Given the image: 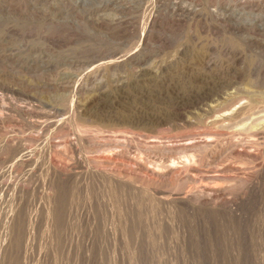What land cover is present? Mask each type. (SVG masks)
I'll return each instance as SVG.
<instances>
[{"label": "rangeland", "instance_id": "374dc122", "mask_svg": "<svg viewBox=\"0 0 264 264\" xmlns=\"http://www.w3.org/2000/svg\"><path fill=\"white\" fill-rule=\"evenodd\" d=\"M206 15L229 22L232 31L202 32L197 19ZM248 19L255 28L244 27ZM263 20L264 0H0V122L5 120L0 123V264H264V136L246 132L258 122L257 114L244 111L224 122L226 126H213L210 120L216 114L208 109L210 103L230 108L224 94L230 90L236 93L229 101H236L240 108L231 105L237 111L250 99L262 100L240 89L264 96ZM207 50L215 60L212 67L198 62ZM83 115L91 116V123ZM32 121L39 125L33 122L35 128ZM119 133L125 137L120 144L114 141ZM144 157L150 158L149 164L141 165ZM183 158L193 164L186 163L193 167L196 181L207 186L213 181L217 188L226 185V195L216 199L222 206H216L218 211L159 206L160 197L198 185L189 179L187 167L181 168L186 166H180ZM73 160H83V166ZM168 161L179 166L166 169ZM60 164L66 171L57 175L54 169H61ZM238 167L244 173H233Z\"/></svg>", "mask_w": 264, "mask_h": 264}, {"label": "bare ground", "instance_id": "6f19581e", "mask_svg": "<svg viewBox=\"0 0 264 264\" xmlns=\"http://www.w3.org/2000/svg\"><path fill=\"white\" fill-rule=\"evenodd\" d=\"M206 3H207V2H206ZM209 4H210V3H209ZM208 8H209V7H208ZM206 12H207V11H206ZM206 12H205V13H206ZM196 13H197V12H196ZM201 13H202V12H201ZM208 14H209V13H208ZM200 15H202V14H200ZM210 15H211V12H210ZM215 15H216V14H215ZM226 16H227V15H226ZM252 16H253V15H252ZM187 17H188V16H187ZM196 17H197V16H196ZM203 17H204V16H203ZM247 17H248V16H247ZM193 18H194V17H193ZM197 18H199V17H197ZM223 18H225V17H223ZM251 18H252V17H251ZM191 19H192V18H191ZM235 19H236V18H235ZM241 19H242V18H241ZM241 19H240V20H241ZM254 19H255V18H254ZM193 20H194V19H193ZM226 20H228V19H226ZM229 20H230V19H229ZM243 20H244V19H243ZM257 20H258V19H257ZM257 20H256V21H257ZM194 21H195V20H194ZM263 21H264V20H263ZM197 22H198V24L201 26L200 28L203 29L202 32H205V33H207V34L209 33V34L215 35V34L218 33V32H220V33H221V32H222V33H226V32H229V29H230V28H229V27H230L229 22L225 21L224 19H222V18H220V17H214V16H207V15H206V17H204V18L200 17V19H197ZM233 22H234V21H233ZM233 22H232V23H233ZM260 22H262V21H260ZM234 23H236V21H235ZM150 24H151V27L153 28V26L155 25V19H154V20L152 19V20L150 21ZM196 24H197V23H196ZM242 24L246 25V26H244L245 28H246L247 26H252V27H253V26L255 25V23L252 22V21H250L249 19H248V20H245V22L243 21ZM259 24H260V23H259ZM263 24H264V23H262V26H264ZM193 25H194V24H193ZM237 25H238V24H237ZM237 25H236V26H237ZM195 26H196V25H195ZM232 26H233V24H232ZM236 26H235V27H236ZM240 26H241V24H240ZM240 26H239V27H240ZM242 26H243V25H242ZM242 26H241V27H242ZM252 27H249V28H252ZM255 27H256V25L254 26V28H255ZM233 28H234V26H233ZM236 28H237V27H236ZM236 28H235V29H236ZM249 28H248V29H249ZM260 28H261V26H260ZM263 28H264V27H263ZM258 29H259V28H258ZM230 30H231V29H230ZM242 30H244V29H242ZM242 30H241V31H242ZM250 30H251V29H250ZM260 30H262V28H261ZM231 31H232V30H231ZM233 31H234V30H233ZM258 31H259V30H258ZM243 32H244V31H243ZM252 32H253V30H252ZM207 34H206V35H207ZM209 34H208V35H209ZM231 34H232V33H231ZM237 34H238V33H237ZM263 34H264V33H263ZM225 35H226V34H225ZM235 35H236V33H235ZM213 37H214V36H213ZM223 37H224V36H223ZM234 37H235V36H234ZM229 38H231V36H230ZM229 38H228V39H229ZM227 41H228V40H227ZM234 41H235V40H234ZM236 42H237V41H236ZM237 43H238V42H237ZM226 44H227V43H226ZM229 44H230V43H229ZM239 44H240V43H239ZM201 45H202V44H201ZM226 46H228V45H226ZM200 47H201V46H200ZM228 47H229V46H228ZM231 47H232V45H231ZM241 47H242V46H241ZM201 48H202V47H201ZM211 48H212V47H211ZM202 49H203V48H202ZM240 49H241V48H240ZM205 52H206V51H205ZM205 52L203 51L204 54H203L202 57H200V58L198 59V62H201L202 64H205L207 67H212L213 64L215 63V62H214L215 60L213 61L212 56H210V54H209V53H210V50H207L206 54H205ZM199 53H200V51H199ZM201 53H202V52H201ZM196 59H197V58H196ZM199 66H200V65H199ZM151 68H152V67H151ZM196 69H197V68H196ZM213 69H214V68H213ZM150 70H152V69H150ZM200 70H201V69H200ZM209 70H210V69H209ZM202 72H203V71H202ZM155 73H156V72H155ZM246 73H247V72H246ZM255 77H258V76L256 75ZM258 78H259V77H258ZM258 78H256V81H257ZM210 80H211V79H210ZM242 81H243V80H242ZM254 81H255V80H254ZM191 82H192V81H191ZM207 82H208V81H207ZM216 82H217V81H216ZM228 82H229V81H228ZM234 82H235V81H234ZM244 82H245V81H244ZM242 83H243V82H242ZM251 84H252V83H251ZM253 84H254V83H253ZM261 84H262V83H261ZM188 85H189V84H188ZM205 85H206V84H205ZM223 85H224V84H223ZM225 85H226V84H225ZM229 85H230V84H229ZM248 85H249V84H248ZM194 86H195V85H194ZM199 86H200V85H199ZM212 86H213V85H212ZM237 86H238V85H237ZM241 86H242V85H241ZM188 87H189V86H188ZM192 87H193V86H192ZM232 87H233V86H232ZM102 88H103V87H102ZM193 88H194V87H193ZM239 88H240V87H239ZM239 88H238V89H239ZM256 88H257V87H256ZM199 89H200V88H199ZM199 89H198V90H199ZM64 90H66V89H64ZM99 90H100V89H99ZM104 90H105V89H104ZM240 90H241V92H244V93L248 94V95L251 96L252 98H253V97H256V98H260V99H262V100H261V101L257 100V102H255L256 100H255V101H251V99L249 98L251 102L249 101V103H248V105H247L246 107H244V106L242 105L244 108L242 107L243 109L241 108L240 110L238 109V111H237V110H236L237 108L235 109V106H236V107H239V106H237V103H235L236 101H235V102H234V101H231V102L229 101V99L234 98V94H236V93H234L235 91L232 92L233 94L230 93L231 90H230L229 92H225V93H224L225 96L228 97V101H227V102H229V104H230V103H231V104H232V103H235V104H233V105H235V106L233 107V106L230 104V105H229V106H231L230 108H229V107H228V108L226 107L227 109H223V108H220V106L222 107L223 103H222V105L219 104L220 106L218 105V103H217V105L214 104V103H213L214 105H211L212 103H210V106L208 107L209 111L211 110V112H212L213 114H216V115H213L214 117H213V119L211 118L210 121H211L212 125H213V124L218 125V123H220V124H219V126H220L221 123L224 124V122H228L230 119H232V118H234V117H236V116L238 117V115H239V114H242L244 111H245V112H249V111H253V110L255 111V109H257L258 111H257V110H256L255 112L253 111V113L257 114V116H255V115H254V116H255L256 119H258V120H257L258 122H256V123L253 124V125L250 124L251 126L248 127L247 129H246V128H245V129H246V132H247V130L249 131V134H255V135L259 136V137L262 136L261 138H263V136H264V100H263L264 98H263V97H264V96H263V94H260L261 92H260V93H256V92H258L257 90H256V91H253V90H251V89H249V90L246 89V91H243L244 89H240ZM105 91H106V90H105ZM223 91H224V90H223ZM223 91H222V92H223ZM227 91H228V90H227ZM259 91H260V90H259ZM59 92H60V91H59ZM215 92H216V91H215ZM236 92H237V91H236ZM73 93H74V92H73ZM101 93H102V91H101ZM197 93H198V92H197ZM244 93H243V95H244ZM191 94H192V92H191ZM208 94H209V93H208ZM246 94H245V95H246ZM206 95H207V94H206ZM239 95H240V93H239ZM243 95H242V96H243ZM64 96H65V95H64ZM197 96H198V95H197ZM211 96H212V95H211ZM213 96L215 97V95H213ZM221 96H222V95H221ZM246 96H247V95H246ZM94 97H95V95H94ZM216 97H217V96H216ZM223 97H224V96H223ZM223 97H222V98H223ZM236 97H237V95H236ZM243 97H244V96H243ZM217 98H218V97H217ZM224 98H225V97H224ZM238 99H239V98H238ZM240 99H241V97H240ZM32 100H33V99H32ZM73 100H74V99H73ZM213 100H214V99H213ZM213 100H212V101H213ZM218 100H219V98H218ZM224 100H226V99H224ZM224 100H223V102H224ZM232 100H233V99H232ZM235 100H236V98H235ZM252 100H254V99H252ZM87 101H88V100H87ZM221 101H222V100H221ZM258 101H259V102H258ZM31 102H32V101H31ZM237 102H238V104L240 105V103L242 102V100H241V102H239V101H237ZM26 103H27V102H26ZM86 103H87V102H86ZM215 103H216V102H215ZM219 103H221V102L219 101ZM224 103H226V101H225ZM242 103L244 104V102H242ZM258 103L262 104V105H260V106H262V107H259V106H258ZM30 104H31V103H30ZM87 104H88V103H87ZM205 104H206V103H204V105H205ZM207 104H208V103H207ZM34 105H35V104H34ZM72 105H73V104H72ZM201 105H202V104H201ZM227 105H228V104H227ZM83 106H86V105H83ZM193 106H194V105H193ZM197 106H198V105H197ZM223 106H224V105H223ZM18 107H19V106H18ZM32 107H33V106H32ZM200 107H201V106H200ZM200 107H199V108H200ZM202 107H203V106H202ZM0 108H1V107H0ZM12 108H13V107H12ZM194 108H195V107H194ZM239 108H240V107H239ZM258 108H259V109L261 108V109L259 110ZM14 109H15V108H14ZM35 109H36V108H35ZM80 109H81V108H80ZM2 110H3V108H2ZM15 110H16V109H15ZM23 110H24V109H23ZM30 110H31V109H30ZM82 110H83V107H82ZM12 111H13V110H12ZM18 111H19V110H18ZM235 111H237V112L233 115V113H234ZM14 112H15V111H14ZM261 112H263V113H261ZM0 113H1V112H0ZM201 113H202V112H201ZM251 113H252V112H251ZM258 113H259V114H258ZM20 114H21V113H20ZM204 114H205V113H204ZM243 114H244V113H243ZM247 114H249V113H247ZM21 115H22V114H21ZM80 115H81V114H79L78 117H79ZM95 115H96V114H95ZM106 115H107V114H106ZM197 115H198V114H197ZM199 115H200V113H199ZM244 115H245V114H244ZM0 116H1V115H0ZM3 116H5V115H3ZM6 116H7V115H6ZM23 116H24V115H23ZM25 116H26V115H25ZM27 116H28V115H27ZM71 116H72V115H71ZM83 116H84V115H83ZM96 116H97V115H96ZM104 116H105V115H104ZM240 116H241V115H240ZM248 116H249V115H248ZM43 117H45V116H43ZM90 117H91V116H90ZM90 117H89V118H86V117L84 116V117H83V120L85 121L84 118H86V119H88V121L90 122V120H89ZM199 117H200V116H199ZM199 117H198V118H199ZM207 117H208V116H207ZM241 117H242V116H241ZM246 117H247V116H246ZM251 117H252V116H251ZM3 118H4V117H3ZM11 118H12V117H11ZM11 118H10V119H11ZM36 118H37V117H36ZM71 118H72V117H71ZM76 118H77V116H76ZM79 118H80V117H79ZM81 118H82V117H81ZM95 118H96V117H95ZM194 118H195V116H194ZM209 118H210V117H209ZM244 118H245V117H244ZM255 118H253V119H255ZM5 119H6V118H5ZM25 119H26V118H25ZM33 119H34V117H33ZM40 119H41V118H40ZM77 119H78V118H77ZM77 119H73V121H74V120H77ZM187 119H188V118H187ZM190 119H191V118H190ZM201 119H202V117H201ZM201 119H200V120H201ZM206 119H208V118H206ZM2 120H3V119L1 118V121H2ZM16 120H17V119H16ZM55 120H56V118H55ZM97 120H98V119H97ZM106 120H107V119H106ZM106 120H105V121H106ZM251 120H252V119H251ZM3 121H5V120H3ZM3 121H2V122H3ZM8 121H9V120H8ZM44 121H45V120H44ZM44 121H42V122H44ZM52 121H53V120H52ZM77 121H78V120H77ZM80 121H81V120H80ZM95 121H96V120H95ZM99 121H100V120H99ZM201 121H202V120H201ZM2 122H0V123H2ZM24 122H25V120H24ZM33 122H34V121H32V123H33ZM35 122H37V121H35ZM35 122H34V123H35ZM39 122H40V120H39ZM39 122H37L38 125H39ZM45 122H46V121H45ZM55 122H56V121H55ZM63 122H64V121H63ZM74 122H75V121H74ZM85 122H86V121H85ZM85 122H84V123H85ZM89 122H88V123H89ZM93 122H94V119H93ZM189 122H190V121H189ZM197 122H198V121H197ZM197 122H196V123H197ZM203 122H204V121H203ZM203 122H202V123H203ZM206 122L208 123L209 121H206ZM234 122H235V121H234ZM237 122H238V121H237ZM246 122H247V121H246ZM250 122H251V121H250ZM250 122H249V123H250ZM26 123H27V122H26ZM34 123H33V125H34ZM60 123H61V122H60ZM78 123H79V122H78ZM80 123H81V122H80ZM90 123H91V122H90ZM204 123H205V122H204ZM249 123H247V124L249 125ZM2 124H3V123H2ZM44 124H45V123H44ZM63 124H64V123H63ZM74 124H75V123H74ZM82 124H83V121H82ZM98 124H99V123H98ZM198 124H200V123H198ZM226 124H227V123H226ZM226 124H224V125L226 126ZM241 124H242V123H241ZM241 124H240V125H241ZM244 124H245V122H244ZM31 125H32V124H31ZM35 125H36V124H35ZM35 125H34V127L36 128V126H38V125H36V126H35ZM41 125H43V123H42ZM59 125H61V124H59ZM79 125H81V124H79ZM85 125H87V123H86ZM89 125H90V124H89ZM100 125H101V123H100ZM107 125H108V124H107ZM190 125H192V124H190ZM202 125H203V124H202ZM209 125H210V123H209ZM212 125H211V126H212ZM215 125H213V126H215ZM242 125H243V124H242ZM242 125H241V127H242ZM1 126H2V125H1ZM51 126H52V124H51ZM75 126H76V125H75ZM81 126H82V125H81ZM96 126H97V125H96ZM207 126H208V125H207ZM246 126H247V125H246ZM72 127H73V126H72ZM83 127H84V126H83ZM85 127H86V126H85ZM85 127H84V128H85ZM196 127H197V126H196ZM241 127H240V128H241ZM0 128H1V127H0ZM39 128H40V126H39ZM39 128H38V129H39ZM78 128H79V127H78ZM102 128H103V127H102ZM221 128H222V127H221ZM234 128H235V127H234ZM234 128H233V129H234ZM236 128H237V127H236ZM236 128H235V131L237 132ZM240 128H239V129H240ZM4 129H5V128H4ZM74 129H76V128L74 127ZM81 129H82V128H81ZM94 129H96V128H94ZM100 129H101V128H100ZM110 129H111V128H110ZM217 129H218V128H217ZM0 130H1V129H0ZM30 130H31V129H30ZM32 130H33V129H32ZM79 130H80V129H79ZM92 130H93V129H92ZM200 130H201V129H200ZM221 130H222V129H221ZM221 130H220V131H221ZM229 130H230V129H229ZM1 131H2V130H1ZM24 131H25V130H24ZM45 131H46V130H45ZM50 131H51V130H50ZM69 131H71V130H69ZM74 131H76V130H74ZM77 131H78V130H77ZM81 131H82V130H81ZM81 131H80V132H81ZM98 131H99V130H98ZM201 131H202V130H201ZM206 131H207V130H206ZM214 131H215V130H214ZM227 131H228V130H227ZM231 131H234V130L231 129L230 132H231ZM235 131H234V132H235ZM16 132H17V131H16ZM52 132H53V131H52ZM103 132H104V131H103ZM106 132H107V131H106ZM197 132H198V131H197ZM228 132H229V131H228ZM230 132H229V133H230ZM14 133H15V132H14ZM18 133H20V132H18ZM18 133H17V134H18ZM67 133H68V132H67ZM75 133L77 134V132H74V134H75ZM78 133H79V132H78ZM92 133L94 134V132H92ZM92 133H91V134H92ZM100 133H101V132H100ZM112 133H113V131L111 132V134H112ZM121 133H122V132H121ZM207 133H208V132H206V134H207ZM209 133H210V132H209ZM209 133H208V134H209ZM211 133H213V132H211ZM222 133H223V132H222ZM224 133H225V132H224ZM229 133H228V136H229ZM239 133H240V131H239ZM239 133H238V136H239ZM242 133H243V132H241V134H242ZM244 133H245V132H244ZM244 133H243V134H244ZM3 134H4V133H3ZM10 134H11V133H10ZM10 134H9V135H10ZM74 134H73V135H74ZM79 134H80V135H77V137H76L77 140H81V137H80V136H82V135H81V133H79ZM97 134H98V133H97ZM127 134L129 135V133H127ZM135 134H136V133H135ZM203 134H204V133H203ZM241 134H240V136H241ZM249 134H248V135H249ZM0 135H2V133H0ZM4 135H6V134H4ZM11 135H12V134H11ZM34 135H35V134H34ZM66 135H67V134H66ZM66 135H65V136H66ZM85 135H86V134H85ZM114 135H116V137H115L116 139H114V141H116V142L119 143V144H120V142L122 141L121 139H124V138H125V137L121 136L120 133H119V135H117V134H114ZM201 135H202V134H201ZM204 135H205V134H204ZM210 135H212V134H209L208 136H210ZM213 135H216V134L213 133ZM213 135H212V137H214ZM217 135H218V134H217ZM217 135H216V136H217ZM220 135H221V134H220ZM220 135H219V136H220ZM222 135H226V134H222ZM222 135H221V136H222ZM232 135H233L234 137L237 136L236 133H235V135H234V133H233ZM232 135H231V136H232ZM244 135H246V133H245ZM244 135H243V136H244ZM248 135H247L246 137H248ZM255 135H250L249 137H252V136L254 137ZM103 136H105V135L103 134ZM112 136H113V135H111L110 137L112 138ZM141 136H142V135H141ZM208 136H207V137H208ZM221 136H220V137H221ZM240 136H239V138L241 139L242 136H241V137H240ZM57 137H58V136H57ZM86 137H87V136H86ZM106 137H107V134H106ZM106 137H105V138H106ZM133 137H134V135H133ZM135 137H136V135H135ZM143 137H144V136H143ZM143 137H142V138H143ZM147 137H148V136H147ZM147 137H145V139H147ZM152 137H153V136H152ZM199 137H200V136H199ZM201 137H204V136H201ZM201 137H200V138H201ZM210 137H211V136H210ZM223 137H224V136H223ZM35 138H36V137H35ZM65 138H66V137H65ZM103 138H104V137H103ZM105 138H104V140H105ZM131 138H132V137H131ZM149 138H150V137H149ZM149 138H148V140H150ZM154 138H155V137H154ZM205 138H206V136H205ZM217 138H218V137H217ZM231 138H232V137H231ZM244 138H245V136H244ZM254 138H255V137H254ZM1 139H2V138H1ZM1 139H0V140H1ZM6 139H7V138H6ZM16 139H17V138H16ZM36 139H37V138H36ZM54 139H55V138H54ZM67 139H68V138H67ZM67 139H66V140H67ZM70 139H72V137H71ZM82 139H83V137H82ZM107 139H108V137H107ZM109 139H110V138H109ZM126 139H127V138H126ZM126 139H125V140H126ZM136 139H138V138H136ZM190 139H191V138H190ZM190 139H189V140H190ZM193 139H196V138L193 137ZM193 139H192V140H193ZM201 139H202V138H201ZM213 139H214V138H213ZM218 139H219V138H218ZM220 139H221V138H220ZM240 139H238V138L236 139V138H235V140H240ZM248 139H249V138H248ZM250 139H251V138H250ZM263 139H264V138H263ZM4 140H5V139H4ZM57 140H58V139H57ZM83 140H85V139H83ZM95 140H97V139H95ZM111 140H112V139H111ZM143 140H144V139H143ZM151 140H152V138H151ZM151 140H150V142H153V141H151ZM153 140H154V139H153ZM187 140H188V138H187ZM189 140H188V143H189ZM192 140H191V142L193 143L194 140H193V141H192ZM197 140H199V139H197ZM197 140H196V141H197ZM203 140H204V138H203ZM211 140H212V139H211ZM211 140H210V141H211ZM215 140H216V139H215ZM221 140H222V139H221ZM227 140H228V139H227ZM227 140H226V141H227ZM235 140H234V141H235ZM241 140H242V139H241ZM251 140H252V139H251ZM261 140H262V139H261ZM2 141H3V140H2ZM13 141H14V140H12V142H13ZM16 141H17V140H16ZM16 141H14V142H16ZM18 141H19V139H18ZM60 141H61V139H60ZM60 141H59V142H60ZM62 141H64V140H62ZM71 141H72V140H71ZM74 141H75V140H74ZM98 141H99V140H98ZM100 141H101V140H100ZM107 141H108V140H107ZM114 141H113V142H114ZM134 141H135V140H134ZM185 141H186V140H185ZM218 141H220V140H218ZM218 141H217V143H218ZM222 141L224 142V140H222ZM228 141H229V140H228ZM228 141H227V142H228ZM231 141L234 142L233 140H231ZM231 141H230V143H232ZM0 142H1V141H0ZM6 142H7V141H6ZM27 142H28V141H27ZM45 142H46V141H45ZM55 142H57V141H55ZM55 142H54V143H55ZM65 142H67V141H65ZM69 142H70V141H69ZM69 142H68V143H69ZM76 142H77V141H76ZM82 142H83V141H82ZM132 142H133V141H132ZM144 142H146V141H144ZM183 142H184V140H183ZM194 142H195V141H194ZM197 142H198V141H197ZM197 142H196V143H197ZM206 142H208V140H207ZM213 142H214V141H213ZM215 142H216V141H215ZM235 142H236V141H235ZM235 142H234V143H235ZM238 142H240V141H238ZM242 142H244V141H242ZM245 142H246V141H245ZM258 142H260V141H258ZM261 142H262V141H261ZM263 142H264V140H263ZM19 143H20V141H19ZM19 143H18V144H19ZM60 143H61V142H60ZM68 143H67V144H68ZM77 143H78V142H77ZM83 143H84V142H83ZM83 143H82V144H83ZM87 143H88V142H87ZM109 143H111V142L109 141ZM122 143H123V142H122ZM147 143H148V141H147ZM192 143H191V144H192ZM199 143H200V142H199ZM202 143H203V142H202ZM202 143H201V144H202ZM221 143H222V142H221ZM255 143H256V141H255ZM0 144H1V143H0ZM3 144H4V142H3ZM12 144H13V143H11V146H12ZM15 144H17V143H15ZM29 144H30V143H29ZM29 144H28V145H29ZM56 144H58V143H56ZM80 144H81V143H80ZM99 144H100V143H99ZM99 144H98V145H99ZM128 144H129V143H128ZM141 144H142V143H141ZM145 144H146V143H145ZM154 144H155V143H154ZM184 144H185V143H184ZM194 144H195V143H194ZM206 144H207V143H206ZM236 144H238V143L236 142ZM240 144H242V143H240ZM243 144H244V143H243ZM243 144H242V145H243ZM253 144H254V143H253ZM253 144H252V146H253ZM261 144L263 145V143H261ZM261 144H260V145H261ZM4 145H5V144H4ZM4 145H3V146H4ZM19 145H20V144H19ZM21 145H23V143H22ZM63 145H64V144H63ZM70 145H72V142H71ZM74 145H76L75 142H74ZM78 145H79V144H77V146H78ZM83 145H84V144H83ZM103 145H104V144H103ZM112 145H113V144H112ZM112 145H111V146H112ZM116 145H117V144H116ZM178 145H179V144H178ZM185 145H186V144H185ZM187 145H189V144H187ZM192 145H193V144H192ZM199 145H200V144H199ZM199 145H198L197 147H201V146H202V145H200V146H199ZM203 145L205 146V144H203ZM215 145H216V144H215ZM11 146H10V147H11ZM14 146L17 147L18 145H17V146L14 145ZM14 146H13V147H14ZM36 146H37V145H36ZM56 146H57V145H56ZM58 146H61V145H58ZM65 146H68V145H65ZM77 146H76V147H77ZM113 146H114V145H113ZM123 146L125 147V145H123ZM123 146H122V147H123ZM149 146H150V145H149ZM153 146H154V145H153ZM165 146H166V145H165ZM167 146H168V145H167ZM174 146H175V145H174ZM190 146H191V145H190ZM207 146H208V148H210V147L212 146V143H211V146H210V147H209V143H208ZM213 146H214V145H213ZM247 146H249V144H247ZM257 146H258V143H257ZM257 146H256V147H257ZM15 147L12 148V150H14ZM54 147H55V145H54ZM71 147H72V146H71ZM74 147H75V146H74ZM80 147H81V145L79 146V148H80ZM82 147H83V146H82ZM92 147L94 148V146H92ZM96 147H97V146H96ZM114 147H115V146H114ZM130 147H131V146H130ZM132 147H133V146H132ZM134 147H135V146H134ZM154 147H155V146H154ZM154 147H153V148H154ZM194 147H195V146H194ZM194 147H193V148H194ZM197 147H196V148H197ZM202 147H203V146H202ZM220 147H221V146H220ZM234 147L236 148V145H234ZM237 147H238V146H237ZM243 147H244V146H243ZM256 147L254 146V148H256ZM7 148H8V147H7ZM18 148H20V147H18ZM18 148H17V149H18ZM23 148H24V145H23ZM23 148H22V150H21V149H20V150L23 151V150H24ZM35 148H36V147H35ZM57 148H58V147H57ZM66 148H67V147H66ZM89 148H90V147H89ZM98 148H99V147H98ZM98 148H97V149H98ZM106 148H107V147H106ZM109 148H110V147H109ZM112 148H113V147H112ZM119 148H120V147H118V149H119ZM128 148H129V147H128ZM128 148H127V149H128ZM145 148H146V147H145ZM156 148H157V147H156ZM160 148H161V147H160ZM174 148H175V147H174ZM189 148H190V147H189ZM196 148H195V150H196ZM205 148H206V147H205ZM213 148H215V147H213ZM248 148H249V147H248ZM254 148H253V149H254ZM27 149H28V148H27ZM41 149H42V148H41ZM48 149H49V148H48ZM55 149H56V147H55ZM60 149H62V148H60ZM64 149H65V147H64ZM81 149H82V148H80V150H81ZM83 149H84V148H83ZM97 149H96V150H97ZM104 149H105V148H104ZM122 149H123V148H122ZM147 149H148V146H147ZM157 149H158V148H157ZM230 149H231V148H230ZM249 149H250V148H249ZM261 149H262V148H261ZM8 150H9V149H8ZM12 150H11V151H12ZM20 150L18 149L17 151H20ZM67 150H68V149H67ZM69 150H70V149H69ZM77 150H78V149H77ZM91 150H92V149H91ZM102 150H103V149H102ZM111 150H112V149H111ZM115 150H116V149H115ZM135 150H136V149H135ZM137 150H138V149H137ZM137 150H136V151H137ZM145 150H146V149H145ZM145 150H144V151H145ZM164 150H165V149H164ZM179 150H180V149H179ZM182 150H183V149H182ZM184 150H185V148H184ZM192 150H193V149H192ZM197 150H198V149H197ZM203 150H205L204 147H203ZM210 150H211V149H210ZM221 150H222V149H221ZM232 150H233V149H232ZM244 150H245V149H244ZM259 150H260V149H259ZM73 151H74V152H77V151H75V149H74ZM177 151H178V150H177ZM199 151H200V150H199ZM206 151H207V150H206ZM229 151H230V150H229ZM239 151H240V150H239ZM241 151H242V150H241ZM256 151H257V150H256ZM9 152H10V151H9ZM23 152H24V151H23ZM74 152H73V154H74ZM100 152H101V151H100ZM138 152H139V151H138ZM138 152H137V154H138ZM141 152H143V151H141ZM146 152H148V150H147ZM191 152H192V151H191ZM214 152H216V151H214ZM225 152H226V151H225ZM263 152H264V151H263ZM0 153H1V152H0ZM21 153H22V152H21ZM48 153H49V152H48ZM66 153H67V152H66ZM69 153H71V150H70ZM80 153H81V152H80ZM84 153H86V152H84ZM92 153H93V152H92ZM107 153H108V152H107ZM107 153H106V154H107ZM113 153H114V152H113ZM119 153H120V152H119ZM134 153H135V152H134ZM139 153H140V152H139ZM167 153H168V152H167ZM196 153H197V152H196ZM249 153H250V152H249ZM257 153H259V152H257ZM3 154H4V153H3ZM7 154H8V153H7ZM17 154H18V153H17ZM22 154H23V153H22ZM31 154H32V153H31ZM59 154H60V153H59ZM73 154H71V155L73 156ZM76 154L78 155V153H76ZM97 154H98V153H96V155H97ZM102 154H103V153H102ZM111 154H112V153H111ZM141 154H142V153H141ZM162 154H163V153H162ZM162 154H161V155H162ZM164 154H165V153H164ZM211 154H212V153H211ZM217 154H218V153H217ZM221 154H222V152H221ZM226 154H227V153H226ZM226 154H225V155H226ZM5 155H6V154H5ZM29 155H30V154H29ZM60 155H61V154H60ZM60 155H59V156H60ZM62 155H63V154H62ZM66 155H67V154H66ZM69 155H70V154H69ZM77 155H76V156H77ZM81 155H82V154H81ZM85 155H86V154H85ZM123 155H124V153H123ZM166 155H167V154H166ZM171 155H172V154H171ZM199 155H202V154H199ZM206 155H207V154H206ZM247 155H248V154H247ZM249 155H250V154H249ZM255 155H257V154H255ZM8 156H9V155H8ZM11 156H12V155H11ZM22 156H23V155H22ZM32 156H33V154H32ZM36 156H37V155H36ZM74 156H75V155H74ZM143 156H144V155H143ZM155 156H156V154H155ZM194 156H197V155H194ZM204 156H205V155H204ZM227 156H228V155H227ZM229 156H230V154H229ZM251 156H252V155H251ZM44 157H45V156H44ZM55 157H56V156H55ZM57 157H58V156H57ZM67 157H68V156H67ZM70 157H71V156H70ZM82 157H83V156H82ZM86 157H87V156H86ZM105 157H106V156H105ZM133 157H134V156H133ZM137 157H138V156H137ZM139 157H140V156H139ZM149 157H150V156H149ZM151 157H152V156H151ZM163 157H164V155H163ZM166 157H167V156H166ZM201 157H202V156H201ZM201 157H200V158H201ZM210 157H211V156H210ZM221 157H222V156H221ZM225 157H226V156H225ZM249 157H250V156H249ZM252 157H253V156H252ZM22 158H23V157H22ZM59 158H60V157H59ZM62 158H63V157H62ZM75 158H76V157H75ZM77 158H78V157H77ZM130 158H131V157H130ZM134 158H135V157H134ZM185 158L188 159L187 157H185ZM189 158H190V157H189ZM191 158H192V157H191ZM196 158L198 159V157H196ZM205 158H206V156H205ZM247 158H248V157H247ZM255 158H257V156H256ZM9 159H10V158H9ZM14 159H15V158H14ZM33 159H34V157H33ZM33 159H32V160H33ZM38 159H39V158H38ZM73 159H74V158H73ZM79 159H80V158H79ZM97 159H98V158H97ZM99 159H100V158H99ZM144 159H145V157L143 158L142 161H144ZM147 159L149 160L150 158H147ZM147 159H145L144 162L141 161V165H142V163H145ZM158 159H159V161H160L161 158H158ZM162 159H163V158H162ZM171 159H172V158H171ZM178 159H179V158H178ZM183 159H184V158H183ZM192 159H194V157H193ZM203 159H204V158H203ZM207 159H208V158H206V160H207ZM217 159H218V158H217ZM225 159H226V158H225ZM259 159H260V158H259ZM25 160H26V159H25ZM30 160H31V156H30ZM58 160H59V159H58ZM58 160H57V162H58ZM83 160H84V159H83ZM83 160H82V162H81V161H77V160H75V161H77L78 166H80L79 168H81V166H83V165H82V163H84ZM105 160H106V159H105ZM111 160H112V159H111ZM117 160H118V159H117ZM120 160H121V159H120ZM135 160H136V159H135ZM137 160L140 161L141 159L139 158V159H137ZM151 160H152V159H151ZM153 160H154V159H153ZM164 160H165V157H164ZM168 160H169V159H168ZM195 160H196V159H195ZM198 160L201 161L202 158H201V159H198ZM220 160H221V159H220ZM220 160H219V161H220ZM63 161H64V160H63ZM70 161H71V160H70ZM75 161L73 160V162H75ZM106 161H107V160H106ZM109 161H110V159H109ZM109 161H108V162H109ZM113 161H114V160H113ZM113 161H112V162H113ZM139 161H137V162H139ZM173 161H174V160H173ZM173 161H171L170 163H169V161H168L169 164H167L168 166H166V169H167L168 167H169L170 169H171L172 167H175L176 162L174 163ZM175 161H176V160H175ZM177 161H178V160H177ZM179 161H181V160H179ZM189 161H192V160L189 159ZM204 161H205V160H204ZM204 161H201V162L203 163ZM211 161H212V160H211ZM251 161H252V160H251ZM251 161H250V162H251ZM116 162H117V161H116ZM116 162H114V163H116ZM118 162H119V161H118ZM126 162H127V161H126ZM130 162H131V161H130ZM149 162H150V161H149ZM154 162H155V161H154ZM192 162H193V161H192ZM197 162H198V161H197ZM201 162H200V164H201ZM224 162H225V161H223V163H224ZM228 162H229V161H228ZM258 162H259V161H258ZM0 163H1V162H0ZM19 163H20V162H19ZM66 163H67V160H66ZM131 163H132V162H131ZM133 163H134V162H133ZM146 163H147V162H146ZM152 163H153V162H152ZM158 163H159V162H158ZM160 163H161V162H160ZM166 163H167V161H166ZM177 163H178V162H177ZM179 163H181L180 166L183 165L182 163H184V165H186V166H183V167H181V168H185V167H187V164H191V165L193 166L192 163H187V160H185V159L183 160V162H179ZM186 163H187V164H186ZM216 163H218V162H216ZM247 163H248V162H247ZM251 163H253V162H251ZM263 163H264V162H263ZM263 163H262V164H263ZM3 164H4V163H3ZM41 164H43V163H41ZM74 164H76V163H74ZM88 164H89V163H88ZM126 164H127V163H126ZM147 164H149V163H147ZM147 164H144V165H147ZM161 164H162V163H161ZM206 164H207V163H206ZM214 164H215V163H214ZM219 164H220V163H219ZM219 164H218V166H219ZM242 164H243V163H242ZM248 164H249V163H248ZM262 164H261V165H262ZM5 165H6V164H5ZM52 165H53V163H52ZM52 165H51V166H52ZM63 165H64V164H63ZM63 165L60 164L61 167L58 165L59 168H61V169H57V168L54 169L55 172H56V174L58 173L57 175L61 174L62 170L65 169V167H63ZM67 165H68V164H67ZM67 165L65 164L66 167H67ZM69 165H70V164H69ZM108 165H109V164H108ZM113 165H114V164H113ZM130 165H131V164H130ZM134 165H135V164H134ZM138 165H139V164H138ZM150 165H151V163H150ZM150 165H149V166H150ZM155 165H156V164H155ZM159 165H160V164H159ZM162 165H163V164H162ZM165 165H166V164H165ZM177 165H178V164H177ZM177 165H176V167H177ZM210 165H211V164H210ZM212 165H213V164H212ZM230 165H231V164H230ZM246 165H247V164H246ZM250 165H251V164H250ZM26 166H27V165H26ZM86 166H87V165H86ZM131 166H132V165H131ZM136 166H137V164H136ZM156 166H157V165H156ZM178 166H179V165H178ZM188 166H189V165H188ZM198 166H199V165H198ZM201 166H202V165H201ZM227 166H228V165H227ZM253 166H254V165H253ZM258 166H259V165H258ZM263 166H264V165H263ZM29 167H30V166H29ZM42 167H43V165H42ZM44 167H45V166H44ZM100 167H101V166H100ZM107 167H108V166H107ZM115 167H116V166H115ZM120 167H121V166H120ZM126 167H127V166H126ZM154 167H155V166H154ZM154 167H153V168H154ZM163 167H164V166H163ZM176 167H175V168H176ZM189 167H190V169H188ZM189 167H187V168L184 169V170H185V172H186L187 174L189 173V174H188V175H189L188 177H190L189 179L192 180L194 183H197V182H198V181H196L197 178H195V176L192 174V173L194 172V169H192L193 167L191 168V166H189ZM209 167H210V166H209ZM209 167H208V168H209ZM214 167H215V165H214ZM240 167H241V166H240ZM245 167H246V166H245ZM245 167H243V168H245ZM251 167H252V166H251ZM2 168H3V167H2ZM24 168H25V167H24ZM34 168H35V167H34ZM67 168H69V167H67ZM89 168H90V167H89ZM91 168H92V167H91ZM111 168H112V167H111ZM121 168H122V167H121ZM143 168L146 169L145 167H143ZM150 168H151V167H150ZM158 168L160 169V167H158ZM169 168H168V169H169ZM181 168H180V169L177 168V169H178L179 171H181ZM226 168H227V167H226ZM247 168H248V167H247ZM259 168H260V167H259ZM3 169H5V168H3ZM27 169H28V168H27ZM48 169H49V168H48ZM75 169H76V168H75ZM128 169H129V168H128ZM148 169H149V167H148V165H147V172H148ZM154 169H156V168H154ZM154 169H153V170H154ZM166 169H165V170H166ZM212 169H214V168L212 167ZM224 169H225V168H224ZM235 169H236V168H235ZM235 169H234V170H235ZM245 169H246V168H245ZM248 169H249V168H248ZM248 169H247V170H248ZM29 170H31V169H29ZM36 170H37V169H36ZM67 170H68V169H67ZM94 170H97V169H94ZM113 170H114V169H113ZM122 170H125V169H122ZM129 170H130V169H129ZM131 170H132V168H131ZM135 170H136V169H135ZM150 170H152V169H150ZM162 170H163V169H162ZM162 170H161V171H162ZM182 170H183V169H182ZM195 170H196V169H195ZM234 170H233V171H234ZM23 171H24V170H23ZM65 171H66V169L64 170V172H65ZM70 171H71V170H70ZM80 171H82V170H80ZM110 171H111V170H110ZM179 171H178V172H179ZM198 171H199V170H198ZM220 171H221V170H220ZM226 171H227V170H226ZM238 171H242V170H240V168L238 167L233 173L238 172ZM244 171H245V170H243L242 173H244ZM254 171H255V170H254ZM259 171H260V170H259ZM21 172H22V171H21ZM50 172H51V171H50ZM75 172H76V171H75ZM78 172H79V171H78ZM105 172H106V171H105ZM115 172H116V171H115ZM120 172H121V171H120ZM120 172H119V173H120ZM172 172H173V171H172ZM178 172H177V173H178ZM182 172H184V171H182ZM213 172H214V171H213ZM218 172H219V171H218ZM231 172H232V171H231ZM231 172H230V173H231ZM257 172H258V171H257ZM262 172H263V171H262ZM4 173H5V172H4ZM7 173H8V172H7ZM22 173H24V172H22ZM36 173H37V172H36ZM51 173H52V172H51ZM53 173H54V171H53ZM69 173H70V172H69ZM72 173H73V172H72ZM174 173H175V172H174ZM223 173H224V171H223ZM230 173H229V174H230ZM254 173H255V172H254ZM254 173H253V174H254ZM9 174H10V173H9ZM67 174H68V173H67ZM78 174H79V173H78ZM102 174H103V173H102ZM115 174H116V173H115ZM139 174H140V173H139ZM145 174H146V173H145ZM145 174H144V175H145ZM153 174H154V173H153ZM172 174H173V173H172ZM178 174H180V173H178ZM184 174H185V173H184ZM184 174H183V175H184ZM200 174H201V173H200ZM214 174H216V173L214 172ZM224 174H225V173H224ZM238 174H240V176L238 175L239 177H242V176H243L241 173H238ZM256 174H257V173H256ZM72 175H73V174H72ZM87 175H88V174H87ZM98 175H99V174H98ZM161 175H162V174H161ZM164 175H165V174H164ZM181 175H182V173H181ZM185 175H186V174H185ZM185 175H184V176H185ZM218 175H219V174H218ZM226 175H227V174H226ZM236 175H237V174H236ZM241 175H242V176H241ZM12 176H13V175H12ZM22 176H23V175H22ZM29 176H30V175H29ZM38 176H40V175H38ZM44 176H45V174H44ZM54 176H55V174H54ZM54 176H53V177H54ZM88 176H89V175H88ZM88 176H87V177H88ZM94 176H95V175H94ZM111 176H112V175H111ZM114 176H115V175H114ZM114 176H113V177H114ZM148 176H149V175H148ZM152 176H153V175H152ZM173 176H174V175H173ZM177 176H179V175H177ZM200 176H201V175H200ZM210 176H211V175H210ZM210 176H209V177H210ZM212 176H213V175H212ZM215 176H216V175H215ZM15 177H16V176H15ZM20 177H21V176H20ZM51 177H52V176H51ZM61 177H62V176H61ZM61 177H60V178H61ZM85 177H86V176H85ZM157 177H158V176H157ZM168 177H169V176H168ZM174 177H175V176H174ZM186 177H187V175H186ZM186 177H184V178H186ZM198 177H199V176H198ZM245 177H246V176H245ZM0 178H1V177H0ZM21 178H22V177H21ZM29 178H30V177H29ZM62 178H63V177H62ZM76 178H77V177H76ZM104 178H105V177H104ZM182 178H183V177H182ZM214 178H215V177H214ZM214 178H212V179H214ZM216 178H217V177H216ZM2 179H3V178H2ZM57 179H58V176H57ZM69 179H70V177H69ZM94 179H95V178H94ZM179 179H181V178H179ZM210 179H211V178H210ZM222 179H223V178H222ZM222 179H221V182H222ZM225 179H226V178H225ZM12 180H13V179H12ZM15 180H16V179H15ZM20 180H21V179H20ZM91 180H92V179H91ZM102 180H103V179H102ZM106 180H108V179H106ZM113 180H114V179H113ZM171 180H172V179H171ZM186 180H188V179H186ZM190 180H189V181H190ZM202 180H203V179H202ZM202 180H201V181H202ZM217 180L220 181V179H217ZM228 180H229V179H228ZM233 180H234V179H233ZM237 180H238V179H237ZM245 180H246V179H245ZM247 180H251V179H247ZM5 181H6V180H5ZM27 181H29V179H28ZM69 181H70V180H69ZM76 181H77V180H76ZM89 181H90V180H89ZM175 181H176V180H175ZM181 181H182V180H181ZM184 181H185V179H184ZM189 181H188V182H189ZM195 181H196V182H195ZM231 181H232V180H231ZM1 182H2V181H1ZM39 182H40V181H39ZM56 182H57V181H56ZM115 182H116V181H115ZM176 182H177V181H176ZM188 182H187V184L190 183V182H189V183H188ZM202 182H203V181H202ZM204 182H206V181H204ZM227 182H228V181H227ZM244 182H246V181H244ZM6 183H7V181H6ZM12 183H13V182H12ZM47 183H48V182H47ZM60 183H61V181H60ZM87 183H88V182H87ZM92 183H93V182H92ZM172 183H173V182H172ZM178 183H179V182H178ZM181 183H182V182H181ZM209 183H210V182H209ZM228 183H229V182H228ZM233 183H234V182H233ZM236 183H237V182H236ZM238 183H239V181H238ZM241 183H242V182H241ZM16 184H17V182H16ZM23 184H24V183H23ZM27 184H28V183H27ZM114 184H115V183H114ZM175 184H176V183H175ZM203 184H204V183L201 184V182H198V185L195 184V186H194V187L192 186V188L189 189V190L187 189V186H186V188L184 189L183 192L181 191V189H179V190L181 191V192L179 191L180 193H169V194H167V195L165 194L166 196H165L164 198H163V197L161 198V197L159 196V195H160V194H159L158 196H159L160 198H159V201H158L159 203H158V204H159V206H162L163 208H168V209H170V210H171V208H172V209H177V208H178V205H182V206H184L183 208H185V207H186V208H190V209H192V211H193V209H197L196 212L199 211V210H200V212H202V209H203V210H204V209H208V210H209V209H215L216 206H220V207H222L221 205H216V202H218V201L220 200L219 198H220V196H221L222 194H225V195H226V193H225V191H226V188H225L226 185H225V187H220V186L218 185L219 187L217 188V185L214 187V184H215V183L213 184V181H212L213 186H212V184H209V186H207V183H206V185H205V184L203 185ZM218 184H219V183H218ZM220 184H221V183H220ZM225 184H226V183H225ZM49 185H50V184H49ZM51 185H53V183H52ZM54 185H55V184H54ZM106 185H107V184H106ZM179 185H180V184H179ZM182 185H183V187H184V184H182ZM190 185H191V184H190ZM210 185H211L212 187H211ZM228 185H229V184H228ZM231 185H232V184H231ZM231 185H230V186H231ZM243 185H244V183H243ZM27 186H28V185H27ZM36 186H37V185H36ZM61 186H62V185H61ZM67 186H68V185H67ZM110 186H111V185H110ZM133 186H134V185H133ZM232 186H233V185H232ZM238 186H239V185H238ZM238 186H237V188H238ZM240 186H241V185H240ZM0 187H1V186H0ZM8 187H9V186H8ZM30 187H31V186H30ZM55 187H56V186H55ZM55 187L52 188V190L55 189ZM59 187H60V186H59ZM106 187H107V186H106ZM190 187H191V186H190ZM190 187H189V188H190ZM38 188H39V187H38ZM49 188H50V187H49ZM56 188H57V187H56ZM128 188H129V187H128ZM130 188H131V187H130ZM176 188H177V187H176ZM180 188H181V187H180ZM230 188H231V187H230ZM233 188H236V187H233ZM233 188H232V189H233ZM36 189H37V188H36ZM57 189H58V188H57ZM57 189H56V190H57ZM177 189H178V188H177ZM228 189H229V188H228ZM228 189H227V191H228ZM172 190H173V189H172ZM172 190H171V191H172ZM185 190H187V191H185ZM230 190H231V189H230ZM230 190H229V191H230ZM239 190H240V189H239ZM34 191H35V190H34ZM59 191H60V190H59ZM59 191H58V192H59ZM62 191H63V190H62ZM175 191H176V190H175ZM232 191H233V190H232ZM234 191H235V190H234ZM56 192H57V191H56ZM65 192H66V190H65ZM156 192H157V191H156ZM230 192H231V191H230ZM230 192H229V193H230ZM239 192H240V191H239ZM59 193H60V192H59ZM61 193H62V192H61ZM61 193H60V194H61ZM160 193H161V192H160ZM229 193H228V194H229ZM64 194H65V193H64ZM238 194H239V193H238ZM55 195H56V194H55ZM55 195H54V196H55ZM65 195H66V194H65ZM162 195H163V193H162ZM230 195H231V194H230ZM150 196H151V195H150ZM154 196H155V195H154ZM163 196H164V195H163ZM62 197H63V196H62ZM145 197H146V195H145ZM221 197H222V196H221ZM223 197H224V196H223ZM228 197H229V196H228ZM149 198H150V197H149ZM224 198H225V197H224ZM151 199H152V198H151ZM153 199H154V198H153ZM153 199H152V200H153ZM216 199H217V200L219 199V200L216 201ZM2 200H3V199H2ZM149 200H150V199H149ZM225 200H226V199H225ZM52 201H53V200H52ZM226 201H227V200H226ZM15 202H16V201H15ZM61 202H62V200H61ZM148 202H149V201H148ZM151 202H152V201H151ZM223 202H224V200H223ZM223 202H221V203L223 204ZM6 203H7V202H6ZM26 203H27V202H26ZM44 203H45V201H44ZM55 203H56V202H55ZM153 203H154V202H153ZM155 203H156V202H155ZM155 203H154V204H155ZM221 203L219 202V204H221ZM231 203H232V202H231ZM29 204H30V202H29ZM47 204H48V203H47ZM226 204H228V203H226ZM236 204H237V203H236ZM8 205H9V204H8ZM51 205H52V204H51ZM51 205H50V206H51ZM63 205H64V204H63ZM231 205H232V204H231ZM13 206H14V205H13ZM154 206H155V205H154ZM224 206H225V205H224ZM11 207H12V206H11ZM14 207H15V206H14ZM40 207H41V206H40ZM45 207H46V206H45ZM56 207L59 208V205L56 206ZM115 207H116V206H115ZM235 207H236V206H235ZM58 208H57V210H58ZM232 208H233V207H232ZM236 208H237V207H236ZM179 209H182V207L179 208ZM190 209H189V210H190ZM216 209H217V208H216ZM218 209H219V208H218ZM218 209H217L216 211H218ZM10 210H11V209H10ZM20 210H21V209H20ZM22 210H23V209H22ZM42 210H43V209H42ZM48 210H49V209H48ZM62 210H63V209H62ZM226 210H227V209H226ZM231 210H232V209H231ZM46 211H47V210H46ZM120 211H121V210H120ZM172 211H173V210H172ZM186 211H188V210H186ZM190 211H191V210H190ZM222 211H223V210H222ZM222 211L219 210V212H222ZM50 212H51V210H50ZM52 212H53V211H52ZM170 212H171V211H170ZM173 212H174V211H173ZM175 212H177V210H176ZM200 212H199V213H200ZM205 212H206V211H205ZM208 212H210V211H208ZM211 212H212V211H211ZM211 212H210V213H211ZM228 212H229V211H228ZM25 213H26V212H25ZM44 213H45V212H44ZM57 213L59 214L60 212H57ZM197 213H198V212H197ZM206 213H207V212H206ZM213 213H214V212H213ZM224 213H226V212L224 211ZM230 213H231V212H230ZM60 214H61V213H60ZM63 214H64V213H63ZM197 215H198V214H197ZM225 215H226V214H225ZM45 216H46V215H45ZM229 216H230V215H229ZM1 217H2V216H1ZM63 217H64V216H63ZM49 218H50V217H49ZM51 218H52V217H51ZM75 218H76V217H75ZM232 218H233V217H232ZM46 219H47V218H46ZM53 219H54V218H53ZM55 219H56V217H55ZM62 219H63V218H62ZM73 219H74V218H73ZM64 220H65V219H64ZM231 220H232V219H231ZM11 221H12V220H11ZM44 222H46V221H44ZM50 222H51V221H50ZM54 222H55V221H54ZM72 222H73V221H72ZM227 222H228V221H227ZM3 223H4V222H3ZM3 223H2V224H3ZM0 224H1V223H0ZM7 224H8V223H7ZM55 224H56V223H55ZM57 224H58V223H57ZM68 224H69V222H68ZM9 225H10V224H9ZM0 226H1V225H0ZM47 226H48V225H47ZM49 226H50V225H49ZM5 227H6V226H5ZM57 227H58V226H57ZM59 227H60V226H59ZM14 228H15V227H14ZM40 228H41V227H40ZM40 228H39V229H40ZM43 228H44V227H43ZM45 228H46V227H45ZM79 228H80V227H79ZM0 229H1V228H0ZM24 229H25V228H24ZM55 229H56V228H55ZM55 229H54V230H55ZM58 229H59V228H58ZM3 230H4V229H2V231H3ZM43 230H44V229H43ZM76 230H78V229L76 228ZM46 231H47V230H46ZM46 231H45V232H46ZM5 232H6V231H5ZM39 232H40V231H39ZM1 233H2V232H1ZM46 233H47V232H46ZM46 233H45L44 235H46ZM53 233H54V231H53ZM55 234H56V233H55ZM76 234H77V233H76ZM78 235H79V234H78ZM2 236H3V235H2ZM39 236H40V235H39ZM72 236H74V235H72ZM24 237H25V236H24ZM43 237H45V236H43ZM15 238H16V237H15ZM19 238H20V237H19ZM1 239H2V238H1ZM35 239H36V238H35ZM40 239H41V238H40ZM72 239H73V238H72ZM15 240H16V239H15ZM38 240H39V239H38ZM38 240H37V241H38ZM59 240H60V239H59ZM34 241H35V240H34ZM55 241H56V240H55ZM1 242H2V241H1ZM16 242H17V241H16ZM22 242H23V241H22ZM40 242H41V241H40ZM42 242H43V241H42ZM42 242H41V243H42ZM17 243H18V242H17ZM57 243H58V242H57ZM10 244H11V243H10ZM25 244H26V243H25ZM36 244H37V243H36ZM43 244H44V243H43ZM43 244H42V245H43ZM47 244H48V242H47ZM54 244H55V243H54ZM58 244H59V243H58ZM60 244H61V243H60ZM15 245H16V244H15ZM51 245H52V244H51ZM74 246H75V245H74ZM7 247H8V245H7ZM20 247H21V246H20ZM51 247H52V246H51ZM38 248H40V247H38ZM47 248H48V247H47ZM6 249H7V248H6ZM14 249H16V248H14ZM21 249H22V248H21ZM50 249H51V248H50ZM75 249H76V248H75ZM3 250H4V249H3ZM12 250H13V249H12ZM17 250H18V249H17ZM41 250H42V249H41ZM48 250H49V249H48ZM56 250H57V249H56ZM6 251H7V250H6ZM50 251H51V250H50ZM52 251H53V250H52ZM59 251H60V250H59ZM77 251H78V250H77ZM77 251H75V252L77 253ZM4 252H5V251H4ZM10 252H11V251H10ZM57 252H58V251H57ZM60 252H61V251H60ZM53 253H54V251H53ZM17 255H18V254H17ZM17 255H16V256H17ZM56 255H57V254H56ZM78 255H79V253H78ZM7 256H9V255H7ZM7 256H5V257H7ZM14 256H15V255H14ZM61 256H62V255H61ZM19 257H20V256H19ZM19 257H18V258H19ZM54 257H55V256H54ZM0 258H1V257H0ZM13 258H14V257H13ZM18 258H17V259H18ZM55 258H56V257H55ZM66 258H67V257H66ZM72 258H73V257H72ZM24 259H25V258H24ZM28 259H29V258H28ZM28 259H27V260H28ZM57 259H58V258H57ZM70 259H71V258H70ZM79 259H80V258H79ZM112 259H113V258H112ZM112 259H111V260H112ZM1 260H3V259H1ZM8 260H9V259H8ZM19 260H20V259H19ZM19 260H18V261H19ZM27 260H26V261H27ZM60 260H61V259H60ZM102 260H103V259H102ZM111 260H110V261H111ZM131 260H132V258H131ZM61 261H62V260H61ZM69 261H70V260H69ZM73 261H74V260H73ZM132 261H133V260H132ZM21 262H22V261H21ZM48 262H49V261H48ZM75 262H76V261H75ZM77 262H78V261H77ZM103 262H105V261H103ZM112 262H113V261H112ZM15 263H16V262H15ZM15 263H14V264H15ZM25 263H26V262H25ZM61 263H62V262H61ZM79 263H80V262H79ZM114 263H115V262H114ZM114 263H113V264H114ZM18 264H19V263H18ZM21 264H22V263H21ZM27 264H28V263H27ZM57 264H58V263H57ZM70 264H72V263H70ZM99 264H100V263H99ZM109 264H110V263H109Z\"/></svg>", "mask_w": 264, "mask_h": 264}]
</instances>
